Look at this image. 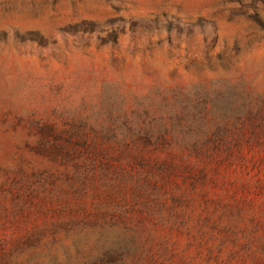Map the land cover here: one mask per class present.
I'll return each instance as SVG.
<instances>
[{
  "label": "rangeland",
  "instance_id": "1",
  "mask_svg": "<svg viewBox=\"0 0 264 264\" xmlns=\"http://www.w3.org/2000/svg\"><path fill=\"white\" fill-rule=\"evenodd\" d=\"M0 264H264V0H0Z\"/></svg>",
  "mask_w": 264,
  "mask_h": 264
}]
</instances>
